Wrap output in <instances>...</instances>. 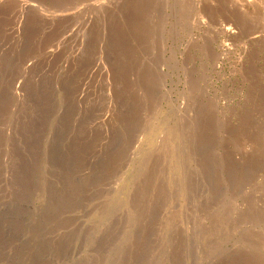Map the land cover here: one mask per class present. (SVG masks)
Here are the masks:
<instances>
[{"label": "rangeland", "instance_id": "374dc122", "mask_svg": "<svg viewBox=\"0 0 264 264\" xmlns=\"http://www.w3.org/2000/svg\"><path fill=\"white\" fill-rule=\"evenodd\" d=\"M0 264H264V0H0Z\"/></svg>", "mask_w": 264, "mask_h": 264}]
</instances>
